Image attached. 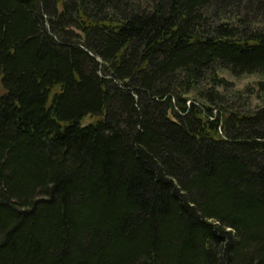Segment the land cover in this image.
<instances>
[{
    "label": "trees",
    "instance_id": "trees-1",
    "mask_svg": "<svg viewBox=\"0 0 264 264\" xmlns=\"http://www.w3.org/2000/svg\"><path fill=\"white\" fill-rule=\"evenodd\" d=\"M220 71L264 76V0H0V264H264Z\"/></svg>",
    "mask_w": 264,
    "mask_h": 264
},
{
    "label": "rangeland",
    "instance_id": "rangeland-1",
    "mask_svg": "<svg viewBox=\"0 0 264 264\" xmlns=\"http://www.w3.org/2000/svg\"><path fill=\"white\" fill-rule=\"evenodd\" d=\"M219 77L228 81V90L225 95L229 104L238 108H245L249 111L258 109L264 102V76L245 75L242 77H234L227 71H220ZM222 91V90H221ZM3 93L0 76V95ZM92 118H87L85 123H89Z\"/></svg>",
    "mask_w": 264,
    "mask_h": 264
}]
</instances>
